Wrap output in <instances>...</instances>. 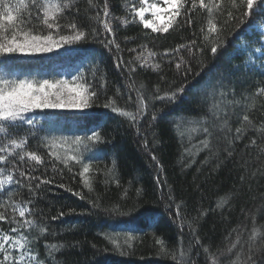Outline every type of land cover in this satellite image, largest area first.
<instances>
[{
    "label": "trees",
    "instance_id": "obj_1",
    "mask_svg": "<svg viewBox=\"0 0 264 264\" xmlns=\"http://www.w3.org/2000/svg\"><path fill=\"white\" fill-rule=\"evenodd\" d=\"M98 3L102 5L104 0ZM108 3L113 17L126 15L125 0H108ZM77 7L79 21L97 27L102 33L98 25L87 19L89 15L94 16L96 10L88 8L86 0H80ZM190 15L191 26L170 30L167 34L151 33L139 23L125 26L113 21L120 53L115 49L110 51L98 41H89L51 53L0 57V74L71 80L79 71H84L95 85L96 81L88 72L94 67L98 70L97 76L102 75L107 82L92 108L82 112L36 110L26 114V119L33 121L32 125L19 126L21 134L26 135L29 129L33 133L27 150L36 151L45 159L44 165L34 169V162L21 163L20 170L37 177L43 174L49 179L55 178L53 183L42 185L31 196L26 187L6 186L9 193H20L14 195V199L21 206L31 199L28 207L34 210L35 219L48 227L47 234L33 239L29 245L44 264H174L170 256L160 253L161 246L155 244V239H161L166 250H175L179 255L190 242L195 244L189 223L195 228L200 245L215 254L217 264H231L235 255L229 254L227 247L235 240L236 233L243 229L241 242L246 241L253 227V217L257 228L264 226V153L260 152L264 135L250 129L242 139L235 141L231 157L224 151L227 127H231L234 134L245 112L256 125L264 121V97H257L256 107L249 108L252 94L264 86V51H256L264 45V13L257 11L245 24H240L239 19L228 23L218 52L213 55L207 48L202 53L197 51L189 60L191 70L187 75L183 69L177 72L170 57L154 59L161 65L159 70L137 65L135 72L129 74L127 64L117 67L118 55L128 61L135 53L127 50L137 48L139 51L140 45H147L158 53L191 40H197L198 46H202L199 28L205 22V13L197 9ZM103 38L102 34L100 39ZM181 55L189 59L186 50ZM132 82L136 88L145 85L141 92L146 98L154 93L157 85L161 93L181 85L185 86V91L174 103L150 102L148 114L134 127L127 118L102 107L106 96L114 97L120 107L135 112V104L128 102L129 95L136 96V92L129 89ZM117 89L120 96H116ZM221 92L226 93L223 98ZM214 103H221L218 117L211 110ZM153 112L157 116L154 121L151 120ZM224 120L228 123L221 130ZM205 127L211 132L210 148L200 150V142L207 135L203 131ZM93 130H99L105 142L83 153L93 160L92 170L87 174L92 180L89 191L79 176L82 166L73 163L71 172L67 169H63L62 175L54 172L48 150L41 142L52 136H86ZM253 138L257 140L256 146L250 145ZM0 167L11 170L13 166ZM57 168L63 165L57 164ZM11 174L23 179L18 172ZM61 183L64 188L59 187ZM136 189H142V194L137 196ZM76 192L84 198L75 195ZM222 199L227 202L218 207ZM6 201V192L0 191V204ZM177 204L180 205L179 217L176 216ZM114 207L118 211H112ZM60 212L65 215L59 216ZM13 226L0 221L1 232L12 234ZM261 231L264 232V228ZM28 234L36 235L35 232ZM106 236L118 237L121 247L115 248ZM126 237H132L128 244L124 243ZM52 244L62 247L49 256ZM203 247L193 248L194 264H204ZM260 259L258 255V264Z\"/></svg>",
    "mask_w": 264,
    "mask_h": 264
},
{
    "label": "snow or ice",
    "instance_id": "obj_2",
    "mask_svg": "<svg viewBox=\"0 0 264 264\" xmlns=\"http://www.w3.org/2000/svg\"><path fill=\"white\" fill-rule=\"evenodd\" d=\"M80 0H0V57L8 58L15 55L31 56L36 54L51 53L65 46L79 45L89 41H98L110 51L115 49L120 53V44L117 42L113 21H119L123 25L139 23L144 29L151 33L167 34L170 30L182 29L185 25L191 26L193 19L191 13L200 9L205 13V22L200 26V45L197 40H191L188 43L177 45L174 49H165L163 53H158L148 48L147 45H140L137 48L127 51L135 53L132 59L124 61L121 55L116 57L117 67L127 64L129 74L135 72L137 65L139 67H151L153 70H159L160 63L154 62L158 56L161 58L170 57L175 63L177 72L183 69L187 75L191 70L190 58L195 53L203 52L205 48L215 55L221 47V35L227 26L233 20L239 19L240 24H245L247 20L257 11L264 13V0H136L135 3L125 0L124 8L126 15L124 17H113L109 9L108 0H104L101 5L98 0H86L88 8L95 9V15H89L88 21L93 25H98L101 31L95 27H89L79 21L80 9L77 5ZM243 10V11H241ZM88 9H85L87 13ZM239 13V15H237ZM129 17H131L129 19ZM251 28L252 25L249 24ZM103 34L104 38L100 39ZM264 35V34H262ZM127 39V38H126ZM187 51L189 59L181 55L182 51ZM256 51H264V45L257 47ZM97 69H89L92 80L96 81L94 85L88 79L84 71H79L71 80L62 79H36L28 76L18 77L12 73L0 74V165L11 164V170L0 167V191H5L7 201L0 204V221H7L14 225L10 228L11 233H17V236L10 235L8 232H0V264H44L34 253L29 245L33 239L45 235L48 227L41 220L35 219V212L28 205L32 200L28 199L21 206L14 199V195L20 193H9L6 186L13 184L21 188H27L29 196L36 193L42 185H48L54 182V177L49 179L43 174L39 177L32 175L31 172L20 170V164L34 162L33 169L37 165H44L45 159L36 151L27 150L29 138L33 135L29 129L27 134H21L19 126L24 123L32 125L31 119H26V114L36 110H70L85 111L94 106L95 101L100 97L101 91L106 87L104 77L97 76ZM145 87L141 84L139 88L135 87V82L129 85V89L136 92L133 98L128 96V102L135 104V112L125 110L117 104L114 97H105L102 107L110 109L111 112L125 117L136 127L139 121L148 114L150 102L174 103L178 95H182L185 86L181 85L175 90L161 93L157 85L154 93L145 97L141 89ZM119 89L116 90V96H120ZM226 93L221 92L223 98ZM264 97V86L258 87L252 94L249 108L256 107V98ZM213 115L219 116L221 103L212 105ZM156 113L153 112L151 120H156ZM227 120H224L220 128L224 130L227 126ZM254 129L264 135V121L256 125L250 116L245 112L242 116L241 126L236 127L234 134L231 127H227L224 139L227 141V147L224 151L228 157L233 155L234 143L243 138L247 131ZM139 131V129H137ZM206 138L200 142L202 149L210 148L211 132L208 127L203 129ZM104 137L99 130H93L90 135L75 137L52 136L42 141V146L47 148V156L52 160V168L58 174L63 173V169L72 171V165L80 164L82 171L79 176L83 178L85 187L92 190V180L87 175L92 170V158L85 157L84 152L91 150V146L104 143ZM145 147L148 141L145 140ZM251 146L257 145V140L253 138L250 141ZM264 153V147L260 148ZM87 159L88 162H84ZM152 159L155 161L156 156ZM57 164L63 165V168H57ZM13 171L18 172L23 179H16ZM7 173V174H6ZM111 173V169L108 170ZM255 175V173H253ZM244 179L243 176L240 178ZM27 180V183H24ZM35 182V184H33ZM59 187L64 188L61 183ZM71 191V189H67ZM137 196L142 194V189H136ZM84 197L80 192L74 193ZM124 195L127 196V190ZM169 196V200H171ZM227 201L221 200L217 205L222 207ZM172 205L170 204L169 207ZM94 207H99L94 204ZM176 216H180V205H176ZM74 211V210H71ZM112 211H118L116 207ZM18 214V215H17ZM122 214V213H121ZM60 212L59 216H64ZM53 217L52 219H57ZM195 244L189 243V246L177 255L175 250L168 251L164 248V242L156 238L155 244L160 245V253L170 256L174 264H194L193 248L200 246L199 237L192 224L188 225ZM264 228V226H261ZM255 225L253 217V227L250 230L248 239L242 241L243 229L236 233L234 241L227 247L229 254L235 255L231 264H258L257 257H261L259 264H264V232ZM235 232L236 230L233 229ZM35 232L36 235L30 236L28 233ZM232 233H229L231 236ZM115 248L119 249L121 245L117 243L118 237L106 236ZM132 237H126L124 243ZM61 245L52 244L49 246L48 255L52 256L55 251L61 249ZM234 250H236L234 252ZM205 254L204 264H217V257L209 251L208 247H203ZM123 254V253H121ZM198 256L199 253H196Z\"/></svg>",
    "mask_w": 264,
    "mask_h": 264
},
{
    "label": "rangeland",
    "instance_id": "obj_3",
    "mask_svg": "<svg viewBox=\"0 0 264 264\" xmlns=\"http://www.w3.org/2000/svg\"><path fill=\"white\" fill-rule=\"evenodd\" d=\"M1 232V231H0ZM10 235H13V236H17V233H12V234H10ZM29 248H30V246H29ZM31 249V248H30Z\"/></svg>",
    "mask_w": 264,
    "mask_h": 264
}]
</instances>
